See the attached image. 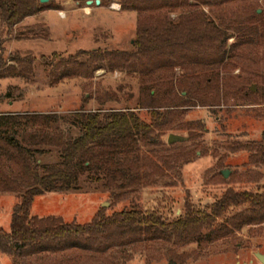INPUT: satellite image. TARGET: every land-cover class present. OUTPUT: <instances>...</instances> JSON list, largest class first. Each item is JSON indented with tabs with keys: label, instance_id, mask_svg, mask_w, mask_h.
<instances>
[{
	"label": "rangeland",
	"instance_id": "1",
	"mask_svg": "<svg viewBox=\"0 0 264 264\" xmlns=\"http://www.w3.org/2000/svg\"><path fill=\"white\" fill-rule=\"evenodd\" d=\"M88 1L93 4L88 5ZM96 1L49 0L42 13L25 19V23L9 33L0 20V48L6 63L0 70V116L59 113L66 118L79 110L130 109L147 124L152 123L147 110H137L141 83L135 66L142 61L134 57L136 28L143 20L162 17L175 20L188 9L169 14L160 9L164 0H111L103 6ZM198 1L201 0H188L210 17L225 16L227 21L234 22L233 26L240 20L247 22L253 10L264 15V0H208L206 6H200ZM232 32L228 45L236 42ZM93 50H100L103 58L92 61L81 57L70 61L80 51ZM56 53L58 57L53 58ZM111 53H124L128 64L110 72ZM15 55L21 58L19 62L10 61ZM41 57L48 58L49 65H44ZM70 72H75L71 79L54 83ZM173 73V77L160 78L159 83L156 78L154 93L159 92V97L167 99L170 106L178 103L179 96L196 101L199 81L189 79L190 73L178 66ZM219 81L229 93L228 101L216 108L199 105L179 108L171 125L161 132L165 145L141 149L142 159L148 156L170 160V167L164 166L162 175L152 177L156 182H148L152 171L143 167L140 186L113 191L104 185L103 175L83 171L76 191L43 194L34 200L31 214L88 224L101 209L109 217L138 208L157 211L172 224L184 215L188 203L204 211L228 189L261 193L264 165L253 160L255 151L246 147L264 143V43L239 59H229L220 70ZM197 123L203 125L202 130L192 126ZM69 126L70 123L63 127ZM70 134L75 139L79 130L70 127ZM170 135L186 140L168 145ZM57 162L58 154L54 152L39 163ZM8 169L14 171L15 166ZM222 172H228L227 179H223ZM16 203L17 195L0 193V230L9 232ZM242 211L232 209L226 219ZM222 222L224 219L217 223ZM163 237L162 241L145 240L126 249L117 247L105 252L102 248L107 242L101 240L100 251L84 254L66 250L32 255L12 247L10 254L0 253V264H178L170 260L171 253L182 257L179 264H260L255 254H264V232L250 233L247 227L206 247L178 240L169 233ZM113 256L117 258L109 262Z\"/></svg>",
	"mask_w": 264,
	"mask_h": 264
},
{
	"label": "trees",
	"instance_id": "2",
	"mask_svg": "<svg viewBox=\"0 0 264 264\" xmlns=\"http://www.w3.org/2000/svg\"><path fill=\"white\" fill-rule=\"evenodd\" d=\"M110 1L100 0V6ZM198 4L206 6L209 1L201 0ZM160 9L169 14L179 9L188 11L175 20L168 17L143 20L136 28L134 57L136 61H142L140 65H134L141 83L137 110H147L152 117L151 124L130 109L79 110L66 118L59 113L0 116V193L17 195L10 230H0V253L10 254L13 247L17 252L32 255L66 250H79L84 254L100 251L101 240L107 242L102 248L105 252L117 247L126 249L145 240L162 241L165 233L206 247L242 232L246 227L250 233L263 234L264 190L252 193L228 189L204 211L188 203L184 215L172 224L157 211L138 208L116 212L109 217L101 209L88 224L68 223L56 217L38 218L31 214L34 200L43 194L76 191L83 171L103 175L104 185L113 191L140 186L143 167L152 171L148 182H156L152 177L162 175L163 167H170V160H154L148 156L142 159L141 149L165 145L161 132L171 125L179 108L196 105L216 108L228 101L229 93L219 81L220 70L229 59H239L264 43V15L256 10L247 22L240 20L233 26L234 22L230 23L225 16L210 17L190 5L188 0H164ZM43 10L44 4L39 0H0V20L7 33ZM230 31L236 36L232 45H228V40L233 38ZM2 51L0 48V70L6 67ZM110 55V72L128 64L124 53ZM103 56L100 50L80 51L70 61L75 62L81 57L99 61ZM52 57L56 58L58 54ZM20 60L19 55L10 57V61ZM41 60L44 65H49L48 58L41 57ZM177 66L190 73L189 79L199 81L197 102L179 96L178 103L170 106L167 99L159 97V92L158 95L154 93L152 86L156 84V78L158 82L165 75L173 77ZM74 73H64L54 83L71 79ZM69 123L68 128L63 127ZM193 125L203 129L201 123ZM70 127L79 130L77 138L70 134ZM247 148L255 151L253 160L264 165V143ZM54 152L58 154L56 164L40 165L43 157ZM10 165L15 166L14 171L8 169ZM232 209L244 211L226 219ZM221 219L224 222L217 223ZM116 258L113 256L109 262ZM170 260L178 264L183 261L174 253Z\"/></svg>",
	"mask_w": 264,
	"mask_h": 264
},
{
	"label": "water",
	"instance_id": "3",
	"mask_svg": "<svg viewBox=\"0 0 264 264\" xmlns=\"http://www.w3.org/2000/svg\"><path fill=\"white\" fill-rule=\"evenodd\" d=\"M39 2L41 4H47V3H49V0H39ZM89 4H93V1H88V5ZM96 4L100 5V0H97ZM185 140H186L185 138H183V137H181L179 135H170L168 137V139H167V144L168 145H174V144H176L178 142H184ZM221 174L223 176V179H227L228 178V172H222ZM255 258L258 260V262L260 264H264V254L262 255L260 253H256L255 254Z\"/></svg>",
	"mask_w": 264,
	"mask_h": 264
},
{
	"label": "crops",
	"instance_id": "4",
	"mask_svg": "<svg viewBox=\"0 0 264 264\" xmlns=\"http://www.w3.org/2000/svg\"><path fill=\"white\" fill-rule=\"evenodd\" d=\"M88 10H90V8L88 9ZM89 12V11H88ZM42 13V12H41ZM88 14V13H87ZM28 19V18H27ZM24 23H25V21H24ZM10 106H12V103H10ZM13 107V106H12Z\"/></svg>",
	"mask_w": 264,
	"mask_h": 264
},
{
	"label": "built area",
	"instance_id": "5",
	"mask_svg": "<svg viewBox=\"0 0 264 264\" xmlns=\"http://www.w3.org/2000/svg\"><path fill=\"white\" fill-rule=\"evenodd\" d=\"M113 9H116L115 6H113ZM59 15L62 17L61 13H59Z\"/></svg>",
	"mask_w": 264,
	"mask_h": 264
}]
</instances>
